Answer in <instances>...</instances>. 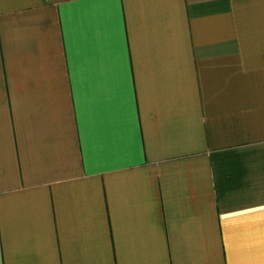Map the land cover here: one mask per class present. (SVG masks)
Returning <instances> with one entry per match:
<instances>
[{
	"label": "crops",
	"instance_id": "obj_1",
	"mask_svg": "<svg viewBox=\"0 0 264 264\" xmlns=\"http://www.w3.org/2000/svg\"><path fill=\"white\" fill-rule=\"evenodd\" d=\"M0 264H264V0H0Z\"/></svg>",
	"mask_w": 264,
	"mask_h": 264
}]
</instances>
